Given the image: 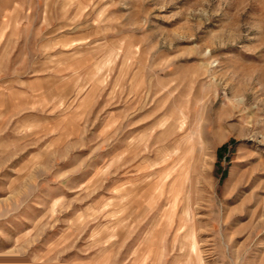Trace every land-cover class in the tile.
<instances>
[{"label":"rangeland","instance_id":"374dc122","mask_svg":"<svg viewBox=\"0 0 264 264\" xmlns=\"http://www.w3.org/2000/svg\"><path fill=\"white\" fill-rule=\"evenodd\" d=\"M0 264H264V0H0Z\"/></svg>","mask_w":264,"mask_h":264},{"label":"bare ground","instance_id":"6f19581e","mask_svg":"<svg viewBox=\"0 0 264 264\" xmlns=\"http://www.w3.org/2000/svg\"><path fill=\"white\" fill-rule=\"evenodd\" d=\"M168 159V158H167ZM166 159V160H167ZM165 161V160H164ZM163 163V162H162ZM180 178H177L174 180V182L172 183L171 188H174L177 190V194H175V198H178V195L181 193L182 189H183V185L184 184V180L182 175H179ZM187 194V193H186ZM176 202V201H175ZM186 214H188V211H186ZM192 241V240H191ZM192 246V245H191ZM192 250H195V245L192 246ZM194 255V253H193ZM191 256V255H190Z\"/></svg>","mask_w":264,"mask_h":264},{"label":"trees","instance_id":"16d2710c","mask_svg":"<svg viewBox=\"0 0 264 264\" xmlns=\"http://www.w3.org/2000/svg\"><path fill=\"white\" fill-rule=\"evenodd\" d=\"M226 148V146H223L220 150L222 151V150H224Z\"/></svg>","mask_w":264,"mask_h":264}]
</instances>
